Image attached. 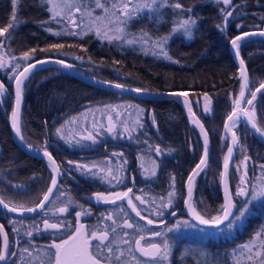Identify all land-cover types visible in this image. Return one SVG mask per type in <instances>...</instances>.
<instances>
[{"label":"trees","instance_id":"trees-1","mask_svg":"<svg viewBox=\"0 0 264 264\" xmlns=\"http://www.w3.org/2000/svg\"><path fill=\"white\" fill-rule=\"evenodd\" d=\"M46 1L19 0L16 6L18 26L12 31L10 37L0 38L3 39V45L0 47L15 58L20 57L23 52L29 49L36 48L37 51L32 59L34 61L48 56L63 58L66 61H72L77 68L81 67L89 76H95L100 80H109V82L114 81L129 86L131 89H146L151 93L182 90L187 93L194 115L200 118L199 120L205 127L210 148L207 164L194 179L191 203L206 218L216 215L222 202L219 192L221 164L228 148V137L223 130V119L227 117L229 110L234 106L233 101L238 95L239 85L237 66L229 52L228 41L237 33L247 30L256 31L262 28L264 25V0H232L236 7L228 9L234 15L229 18L226 25H224L223 13L220 9L228 6L224 5L222 0H179L185 8L192 7L193 12L180 14V10L168 6L154 9L151 13L145 9L123 26L122 36L128 39L137 38L134 36L136 30L146 32L149 39L154 37L156 40L157 37L170 36L166 45L170 59L162 55L140 52L133 44L128 45L121 39L113 38L110 41L97 38L93 31H85L78 36L67 35L65 32L56 35L51 31L56 24L55 20L50 18ZM79 2L87 9H91L95 5V0H80ZM114 2L116 0H100V3L106 4V7L109 8H111L110 4ZM169 2L175 3L177 0H169ZM12 11L11 0H0V27H6L11 22ZM188 15H192L197 20L196 25L192 28L191 37H188L182 30L173 33L172 29L176 28L178 23ZM217 25H222L223 30ZM237 25H241V27L238 28ZM52 44H60L63 47L47 52L40 51ZM240 57L245 61L250 83L246 96L248 98L253 88L264 80V39L260 37L247 38L242 42ZM26 63L21 62V67ZM12 75L15 73L0 70V79L6 86V93L4 92L3 96H0V100L3 101L0 103V197L10 206L23 204L28 207L33 206L43 193L42 185L44 187V179L48 178L46 175L47 166L38 157L31 156L25 150L17 147L12 140V126L9 118V109L12 107L14 97L11 91ZM205 93L211 100L208 112L204 110ZM118 101L138 105L141 111L138 116L133 117V120L138 118L143 127H139L137 124L123 138L112 137L108 132L106 137L100 138L94 146L80 144L85 141L79 143L81 147L83 146L82 149L91 150V153L102 150V145H98L104 143L105 139L111 143L108 148H104L107 149L104 156L100 154L90 156V160L94 159L97 165L94 169L97 172L95 177L82 174L73 164H61V155L56 156L57 164L61 168L65 166L62 169L68 171L73 177L71 180L69 176L60 175V191L64 195L60 196L59 200L53 196L52 202L47 205V208L34 216L11 217V215L0 211L1 224L4 225L5 231L9 235L10 249L17 253L16 256H12L11 264L21 263L22 255L27 257L29 253L34 256L43 255L46 260L44 249L53 240L59 243L60 240L68 239L73 235L77 226L75 214L77 211L83 210H87L90 214L82 215L80 223L89 232L93 229L103 230L106 226L114 227L113 220L122 226L123 220L128 219L135 227L142 225L147 230L148 233H140V236L145 237V240L141 241L145 247L154 243L152 232L163 234V241L167 239L170 246L168 258L163 264H234L232 250L235 246L253 238L256 232L264 230V197L252 201L248 212L243 217V222L233 229H210L209 227L202 229L192 226L193 224L188 221L183 212H180L183 193H185L183 186L188 172H190L189 169L199 160L203 148L197 129L188 122L182 108L172 97L120 94L118 91L90 86L85 81L69 76L60 68L41 66L32 71L24 88L22 101L23 141L37 147L48 138L49 141L55 140L57 126H62V122L72 117L74 111L92 106V104L100 106L104 103L109 106L108 104L113 105ZM254 104L257 125L264 128V89L257 94ZM249 107L252 108V106ZM126 114L120 115L123 120ZM114 117L117 116L114 115ZM153 117H155V125L152 122ZM92 131L91 129L90 132L93 134ZM234 131L237 133L239 142L236 145L234 159L229 166L228 185L233 199H235L238 197L235 196V192L240 186V177L245 172L242 161H244L245 155L251 157L247 161L246 183L242 185L249 190V196L244 197L247 200L254 188L258 190L264 185V170L260 168V165L264 164V143L259 142L242 122L237 124ZM117 142L120 145L114 147ZM150 145H160L165 154L156 157L155 153L149 150ZM96 147L99 148L96 149ZM118 149L120 150L118 151ZM120 153H123V157L119 155ZM106 158L110 160H106ZM153 158L157 159L160 165L156 176L145 174L141 168L142 163L145 168L148 167ZM68 160L74 162L78 159L68 158ZM85 161L87 159L80 162ZM116 162L120 166H117ZM121 166L123 173L127 172L129 166H134L140 173L136 181L137 184L132 187L133 191L130 196H140L148 201L141 204L134 199L133 202L141 211V217L146 216L148 219L157 221L160 225L149 226L130 210L125 200L117 201L115 204L104 202L93 204L85 199L84 195L89 192L107 194L125 190V183L117 184L113 181L109 183V177L105 179V169L108 171V167H110L112 173L116 175L117 168ZM238 166L239 171L237 170ZM100 169H104V171L101 172ZM121 172L119 173L120 177L123 175ZM173 176H175V195L172 197V203L166 208H160V198L168 196V193L173 190L171 179ZM261 179H263L262 182L259 181ZM143 193L147 197L149 195L156 196L159 205L147 200L142 196ZM66 200L72 201L68 205V213L49 211L54 205L59 207ZM163 203L167 204L166 201ZM158 212H162V215ZM174 212L175 215L172 214ZM45 213L50 218V222H63L66 225L63 230L57 232L34 231L31 238L24 235L33 226L43 228L42 218H45ZM109 214L112 215L113 220L106 219ZM175 222L179 223V227L169 229ZM14 228L19 231L14 232ZM131 230L133 229L119 227L115 237L119 240L125 239L123 232ZM136 239L139 237L131 239L130 246H132L133 252L139 256L138 259L154 260L142 256L143 254L137 250L135 245ZM1 244L2 242H0ZM112 246L123 252L122 259L133 255L132 252L126 251L123 245H116L114 242ZM24 248H28L29 253H23ZM113 260H116L115 257Z\"/></svg>","mask_w":264,"mask_h":264},{"label":"snow or ice","instance_id":"snow-or-ice-1","mask_svg":"<svg viewBox=\"0 0 264 264\" xmlns=\"http://www.w3.org/2000/svg\"><path fill=\"white\" fill-rule=\"evenodd\" d=\"M13 5V11H12V20L6 27H0V38H7L10 37L12 34V31L18 26L17 23V4L19 0H11ZM222 3L224 5H227V8H222L220 11L223 13V21L224 25L227 24L229 21V18L234 15L232 11H229V8H234L236 5L233 4L232 0H222ZM48 4L51 5L50 8H48V11L52 13L51 19H57L59 16L64 14V9H69L68 14L65 16L66 19L69 20V23H73L76 27H80V24L83 22V17L80 18V22H76L71 19V8L76 7L74 3H70L69 0H48ZM95 4L97 8H101L104 10V13L106 14L103 18L100 16L92 17V13L87 10V8H84V11L88 15V17L91 19L92 23L89 25V31L92 30V26L96 25V35L102 36L105 39L112 40L114 37L109 35V32L116 31V32H124V25L128 23L133 17L138 16L143 10L147 9L149 13H151L154 9L162 8L165 6L178 9L180 10V14L184 13H191L193 12L192 7L185 8L184 5H182L179 0L175 3H170L169 0H139L138 3H133V0H116L111 5V9L109 7H106V4L100 3V0H95ZM131 5V6H130ZM76 11H81L80 7H76ZM106 20L107 24H104L103 29H101L100 25L103 23V21ZM115 23L118 25L115 29L108 27V25H111ZM197 23V20L193 18L192 15H188L187 18L181 20L176 28L172 29V32L175 33L177 31L182 30L188 37H191L192 35V28ZM218 28L223 30L222 25H217ZM236 27H241V25H237ZM50 31V29H49ZM56 35H60L61 33L57 32ZM75 34V33H70ZM259 34L261 36H264V31H261L259 33L254 32H242L240 35L235 36L231 40V44L234 48V55L236 57H240V49L242 47V42L246 41L248 37L252 35ZM171 35V34H170ZM170 38V36H163V37H157V39L153 42V54L155 55H162L166 58L168 57L166 45L167 41ZM115 39H120V36H115ZM141 41L143 44L149 43L148 34L144 33L141 37ZM128 44H134L136 43L135 40H128ZM3 45V39H0V46ZM63 45L60 44H52L49 45L47 48L40 49V51H51L53 49H60ZM158 49L159 51H156ZM37 49L32 48L29 49L26 52H23L21 54V59L25 62L31 61L36 53ZM78 59H81L78 57ZM49 62L48 60H36L35 62H28L26 63V66L23 67L22 71L17 72L18 69L21 68V64L19 62L15 63L14 66L10 69L11 73H15V75L11 76V79L15 81V104L12 108L11 112V126L16 133V135L23 141L24 136L22 135V101H23V94H24V88L26 86V83L30 79V75L34 69H36L38 66ZM56 63L62 65L65 68H71L72 65L66 63L64 60H57ZM7 63L3 60L2 57H0V69L6 68ZM239 71L240 76L242 77V84H241V90L239 93V97L233 101L234 107L232 108V111L227 115L224 128L226 131L231 132V145L227 148V155L224 156L223 160V168L224 171L221 173L222 181L224 184V190H225V204L221 205L220 210L215 216H211L210 218H206L205 215L201 214L196 210L195 207H193L191 203V198L193 196V181L196 176L200 174V171L202 170V166H205L207 164V161L209 159V150H208V135L207 132L204 130V127L202 124H199L198 119H193L194 124H198L201 132L203 133L204 138V152L201 156V159L199 163L196 164L195 168L192 170V173L188 176V182H187V199L185 200V203L188 205L189 212L191 215L199 221L201 225L216 228V229H232L237 222L241 221L243 217L246 215V213L249 210L250 204L252 201L256 200L259 197H264V185H262L258 190H254L251 192L250 199L243 201L240 205L237 204V202L233 199L232 194L229 192L228 187V173H229V162L232 158L233 151H234V145H237L239 142V138L237 136V133L233 131V128L240 122L241 117H245L247 119V122L250 123L251 128L255 130L256 133L260 134L261 136H264V128H261L257 125L256 120V113H255V104L254 101L257 98V93L261 92L262 89H264V82H262L255 91H252L250 93L251 99L245 98V88L248 84V76L246 73L245 68V61L243 58L239 59ZM109 87H115L117 89H123L125 86L122 84H112L111 82H104ZM5 85L3 82H0V96H3L5 92ZM130 91H135L137 93H142L147 91L146 89H129ZM173 96H187V93H171ZM205 96V112L210 111L209 104L211 103V100L208 98L207 93L204 94ZM242 101H245L247 105L252 106V109L249 110L247 107H241ZM3 101L0 100V103ZM111 107V106H106ZM189 112H192L191 107H189ZM119 113L116 114L117 119L119 118ZM194 116V113H193ZM108 125H107V131L109 133H112L115 131L116 124L113 122V116L108 115ZM152 122L155 125V117L152 118ZM231 122V124L229 123ZM122 124L125 125V131H128L130 133L129 128L126 125V122L121 121ZM138 123L139 127H143V124ZM95 127V122L94 125ZM56 132L58 135H63V128H57ZM87 140L95 142L96 137L89 132L86 137H84ZM79 143V141H77ZM147 143V141H145ZM30 150L33 148V145L27 144L26 145ZM149 150L155 153L156 157H160L164 155V151L161 149L160 145L155 146H149ZM42 151V155L44 157H47L48 161L50 162V168L52 172L51 176V183L50 186L47 188V191L43 194L42 199H39L37 203L33 207H27L23 204L12 206L9 205V203H6L5 200L0 197V206H3V208L6 211L12 212V213H19L24 214L26 212L28 213H35L38 210L43 211L47 208V205L52 202V197L55 196L57 200H59L60 196H63L64 193L60 191V185L58 181V175H62L60 172V168L57 165V162L55 158L53 157L52 153L47 150V142L43 149H40ZM116 155V154H114ZM121 157H123V153L119 154ZM251 157L245 155L244 161H242L245 172L240 177V186H238L237 191L235 192V196L238 197H248L249 196V190L246 187H243L242 185L246 183L245 176L247 175L246 169H247V161H249ZM69 164H74L72 161H68ZM152 168L149 170L144 167V164H141V168L144 170L145 174H148L150 171L151 176H156L157 169L159 168V163L157 162V159L153 158L151 159ZM75 167L78 171H80L82 174L90 175L92 177H95L97 175V172L94 170L96 169L97 165L93 164L91 167L89 165H83V164H75ZM260 168L264 170V164L260 165ZM237 170L239 171V166L237 167ZM101 172L104 171V169H100ZM122 171V166L117 168L116 175H113L112 170L109 168L107 171V176H105V179H108V177H111L109 179V183H112L113 180L116 181L117 184L122 183L123 180L120 177L119 173ZM133 179L135 177L133 176ZM172 188L173 190L168 193L167 196V204L163 203L164 197H161V204L159 205L160 208H166L171 205L172 203V197L175 195V176L172 178ZM20 187V186H16ZM133 189L128 188L127 191L124 192H96L94 193V197L97 202H104V203H112L115 204L117 201H123L124 199H127V205L131 208L132 212L135 213L137 217H141V211L138 210L137 205L133 202L134 199L136 201H139L141 204H145L148 201L144 200L140 196L131 197L129 194L132 193ZM71 200H66L60 204L59 207L53 206L52 209H49V211L58 212V213H68L69 212V204L71 203ZM154 202V201H153ZM81 208L83 209V206L81 205ZM123 211V209H121ZM90 214L87 210L83 211H77L76 212V228L74 231V234L69 236L68 239H62L59 243H57L55 240L52 241L50 245H48L45 249V255L47 259H43L39 256L36 257L37 264H111L113 257L117 261H120L123 257V252H121L118 248H113V243L115 237L117 235V228L123 227L126 229H133L135 231V226L129 222L128 219L123 220V225H119L115 220H113V217L111 214H109L106 219L113 220L114 227H108L106 226L103 230H97L93 229L91 232L82 224L80 223V217L82 215H88ZM158 214L162 215V212H158ZM175 215V213H172ZM142 219H146L147 223L149 225L156 223V221L152 219H148L146 216L141 217ZM162 223V221H161ZM187 223V222H185ZM42 224L43 228H39L36 226H33L29 230H27L24 235L28 237H33V233L35 232H41V231H49L57 232L62 231L63 228L66 226L63 222H50V218L47 217V213H45V218H42ZM193 227L195 225H192ZM175 227H179V223L175 225ZM14 232H18L19 229L14 228ZM152 236L158 237L161 235L160 232H152ZM0 236L3 237V243L2 246H0V261H4L7 257V255L16 256L17 253L15 251H10V242H9V235L5 231V227L3 224H0ZM131 234L127 231L123 232V237H130ZM261 237H264V230L257 232L255 234V240H258L261 246V249L264 250V239H261ZM145 240V237L143 235L139 236V239H136L135 245L137 247V250L143 254L145 257L153 258L154 260H162L166 259L169 253V243L168 240L165 239L163 241V244H156L151 243L148 244L146 247L141 244V241ZM107 242V243H106ZM121 243L128 244L129 240L121 238ZM255 243V241H253ZM249 253H252L253 251V245L252 243L246 244L243 246ZM54 250V251H53ZM23 253H29L28 248L23 249ZM255 257H259L258 264H264V254H262L261 250H257L255 252ZM23 259V255H22ZM249 260H253L254 257L252 255L248 256ZM29 264H32V256L31 253H29ZM139 264V262H137Z\"/></svg>","mask_w":264,"mask_h":264},{"label":"rangeland","instance_id":"rangeland-1","mask_svg":"<svg viewBox=\"0 0 264 264\" xmlns=\"http://www.w3.org/2000/svg\"><path fill=\"white\" fill-rule=\"evenodd\" d=\"M79 1L80 0H69L70 3H74L76 5V7H80L81 8V11H79V12L76 11V7H72L71 8V19L72 20H74L76 22H80V18L83 17V22L80 24V27H76L73 23H69V20L65 18V16L69 12V9H64V14L59 16L57 19H54L56 25L54 26L53 29H51L52 33L55 34L57 32H59V33H64L65 32V34H67V35L70 34V33H75L74 35L78 36V35H81L85 31L89 32V25L92 23V21L88 17V15L86 14V12L84 11V7L81 5V3ZM46 2L48 4V0ZM138 2H139V0H133L134 4L138 3ZM112 4H110V7H111ZM50 7H51V5L48 4V8H50ZM109 9H111V8H109ZM87 10L92 13V17L93 18L96 17V16H100V17L103 18L106 15L104 13L103 9L96 7V4L91 9H87ZM50 15L52 16L51 12H50ZM104 24H107L106 20H104L103 23L100 25L102 30H104L103 29ZM108 27L115 29L116 27H118V25L113 23L111 25H108ZM91 31L96 33V25L92 26V30ZM123 33L124 32L121 33V32L111 31V32H109V35L113 36L114 38L117 35L120 36L121 41L124 42V43H127L128 40H135L136 43H134L133 45L135 47H137L140 52L149 53V54L153 53V42L155 41L154 37L149 39V43L148 44H143L142 41H141V37L146 32L136 30L135 33H134V36H137V38H131V39H128L127 37H123L122 36ZM70 35H73V34H70ZM97 38L105 39L102 36H98V35H97ZM128 45H131V44H128ZM156 51H159V50L156 49ZM0 57H2L3 60L7 63V67L6 68H2L0 70H4L6 72H10V69L17 62H19L20 64H21V62L25 63V61L21 59V56L18 57V58H15L14 56L7 54L5 52V50H3V48H1V47H0ZM48 57H53V56H48ZM48 57H46V58H48ZM62 70L65 71L64 69H62ZM67 74L69 76L71 75L72 77H75L73 74H70L68 72H67ZM12 80L13 79H11V82H12ZM111 83H114V82L112 81ZM12 86H11V91H12ZM108 105L111 106V107H107L106 108V105L104 103L102 105H100V106L99 105L95 106V104L94 105L92 104V106H87V107L82 108L79 111L78 110L74 111L73 114H72V117L65 119L62 122V126H60V128H63V131H66L70 135L77 134L79 136V135H83V134H88L91 129L93 130L92 132H94V128H95L93 126L94 122H95V125H97L99 122L104 123L103 120H105L107 118V117L104 118L107 113H109L112 116L116 115L117 113H119L120 115L123 114V113L124 114L127 113L125 118H124V120L129 119V120L133 121V117L138 116L140 111H141V110H139V107L136 104L131 103V102L118 101V102H115V104H113V105L112 104L111 105L108 104ZM13 106L14 105L12 103V107ZM12 107H10V109H9L10 123H11V112H12L11 109H12ZM119 108L120 109L122 108L123 110H120ZM129 108H130V110H128ZM120 115H119L118 120L121 122V121H123V117H121ZM120 124L123 125L122 123H120ZM106 126H107V124H106ZM95 130H97V129H95ZM55 133L57 134L56 131H55ZM77 135L75 136V138L77 137ZM59 136L61 137L62 135H59ZM85 136H87V135H85ZM45 166H47V174L46 175H47L48 178L44 179L46 183L44 182V187L42 185L43 192H44L45 189L48 188L47 186L49 185V183L51 181L50 164L47 162V163H45ZM104 166H106V165L104 164ZM148 167H149V170H150L152 168V164L148 165ZM148 167H146V168L148 169ZM108 168H110V167H108ZM148 174L151 175L150 173H148ZM263 179H264V177H263ZM263 179H261L259 181L262 182ZM184 184H185V182H184ZM228 187H229V185H228ZM183 190H184V186H183ZM230 191H231V189L229 187V192ZM185 193H186V191H185ZM142 196L145 197L147 200H150L155 205L156 204H157V206L159 205L158 199L156 198V196L149 195V197H147L145 193H143ZM183 197H184V193H183ZM183 197H182V201H183ZM235 199L234 200L237 202V204L241 203L243 200H245L244 197L243 198L236 197ZM165 201L167 202V195L164 197V201L163 202H165ZM183 203H184V201H183ZM221 205H222V202H221ZM176 224H178V222H175V224H172L169 229H172L173 227H175ZM151 225H160V223H158L156 221V223L151 224ZM129 233L131 234V236L128 237V238L127 237L125 238V239L129 240L128 244L121 243L120 242L121 240H119L117 237H114L113 239H114V242L116 243V245L125 246L124 249L126 251L132 252L133 255H131L130 257L127 256L124 259H121L120 261L112 259V262H111L112 264H137V262H139V264H153V261H155V264H163L165 262V259L158 260V261L157 260H152V261L148 260V261H146L144 259H142V260L138 259L139 256L136 255L133 252V250L131 248L132 246H130L131 239L133 237H137L138 238L140 236V233H148V232H147L146 229H144L142 227V225H140V226H136L135 227V231L131 230ZM153 239H154V243L161 244V245L163 244V234H161L158 237H153ZM261 239H264V237H261ZM253 241H255V243H253ZM250 243H252V245H253L252 253H249L243 247L244 245L250 244ZM257 250H261L262 254H264V250L261 249L260 243H259L258 240H255V235H254L253 238L251 237L250 239L245 240V242H240V243H238L235 246V248L232 250L233 251V253H232V261L234 262V264H258V261H259L260 258L259 257H255V252ZM249 255H252L254 257V259L253 260H249L248 259ZM31 256H32V264H37L36 257L39 256V255H37V256L31 255ZM39 257L43 258V255H40ZM167 258H168V256H167ZM17 264H29V255L27 257H23V261L21 263H17Z\"/></svg>","mask_w":264,"mask_h":264},{"label":"water","instance_id":"water-1","mask_svg":"<svg viewBox=\"0 0 264 264\" xmlns=\"http://www.w3.org/2000/svg\"><path fill=\"white\" fill-rule=\"evenodd\" d=\"M261 31H264V25H262V28L261 29H259V30H256V31H252V30H250V31H245V32H254V33H259V32H261ZM242 33V32H241ZM241 33H237L235 36H237V35H240ZM234 36V37H235ZM233 37V38H234ZM256 38V37H261V38H263L264 39V36H261V35H259V34H256V35H252V36H250V37H248V38ZM232 37L229 39V41H228V49H229V52L232 54L231 56H232V59H233V61H234V63H236V66H237V73H238V82H239V85H238V92H237V97H235V99H237L238 97H239V93H240V90H241V84H242V82H243V80H242V77L240 76V71H239V59L241 58V57H236L235 55H234V48H233V46H232V44H231V40L233 39ZM38 60H48L49 62H47V63H44V64H42V65H40V66H38V67H41V66H48V65H50V66H54V67H56V68H62V69H64L66 72H68V73H70V74H73L78 80H82V81H85L86 83H88V85H93V86H96V87H98V88H100V89H102V88H108L109 90H116V91H118V92H120V93H130V95L131 94H133V93H136V94H141L142 96H144V95H151L152 97L154 96V95H161V97H165V96H168V97H172L173 99H175V101H177V103L179 104V106H180V108H182V111H183V114L185 115V117L186 118H188L187 120H188V122L189 123H191L193 126H194V128H196L197 130V132H198V134L200 135V138H202L201 139V141H202V148H203V150H202V152H201V155H200V157H199V161H200V159H201V156L203 155V152H204V138H203V133L201 132V129H200V127H199V125L198 124H194L193 123V119H200L199 117H196L195 115L193 116V111L190 113L189 112V107H190V105H189V101H188V97L187 96H173V95H171V93H181L182 91L181 90H175L174 92H172V91H169V92H165V93H161V92H154V93H151L150 91H145V92H142V93H137V92H135V91H130L129 90V87H127V86H125L123 89H117V88H115L114 86L113 87H109L107 84H105L104 82L106 81V80H98V78H95V77H88L87 75H85L84 73H82V71H78L75 67H74V65L72 64V63H70V62H66V63H68V64H71L72 65V67L71 68H65V67H63L62 65H60V64H58V63H56L55 61H57V60H62V59H55V57H48V58H42V59H38ZM30 62H35L34 60L33 61H30ZM24 66H26V65H24ZM24 66H22L17 72H19V71H22L23 70V67ZM38 67L36 68V69H38ZM247 73V72H246ZM248 74V73H247ZM248 76V75H247ZM0 82H2L1 81V79H0ZM107 82H109V81H107ZM262 82H264V80L262 81ZM262 82H260V84L262 83ZM113 85L114 84H116V83H112ZM260 84H258V86L256 87V88H254L253 89V91H255L257 88H259V86H260ZM12 93H13V95H14V98H13V105L15 104V92H14V90H15V81L14 80H12ZM248 85H249V83L247 84V87L245 88V96L247 95L246 94V92H247V89H248ZM258 94V93H257ZM234 99V100H235ZM249 99H251V95L249 96ZM234 105V104H233ZM241 107H245L244 106V104H243V101H242V103H241ZM233 108V107H232ZM232 108L229 110V112H228V114L232 111ZM192 109V108H191ZM227 114V115H228ZM226 115V116H227ZM226 118L227 117H225L224 119H223V126H224V124H225V121H226ZM240 121L241 122H243L246 126H247V130L249 131V132H251L253 135H255L256 137V139H258V141L259 142H263L264 143V136H261L260 134H258V133H256L255 132V130L254 129H252L251 128V125H250V123H248L247 122V119L245 118V117H241V119H240ZM230 124H231V122H229ZM199 124H202L201 123V121L199 120ZM204 130H205V127H204ZM223 130H224V133L226 134V137H228L229 139H228V142H229V144H228V146L229 145H231V132H228V131H226L225 130V128H223ZM234 131V130H233ZM11 134H12V140L14 141V143L17 145V147H19V148H21V149H23V150H25L26 152H28V154H30V155H34V156H37V157H40V159H42V160H45L46 162H48L49 164H50V162L48 161V159H47V157H44L43 155H42V151H39V150H37V149H29L26 145L27 144H25L17 135H16V133L14 132V130H13V128H11ZM208 140H209V137H208ZM207 147H208V150L210 149L209 148V142H208V145H207ZM234 147V151H233V155H232V158L230 159V162H229V166H230V164H231V160L232 159H234V153H235V149H237V147H236V145H234L233 146ZM225 155H227V150H226V152H225ZM224 155V156H225ZM199 161H197V162H195L194 163V165L191 167V169H190V172L188 173V175H187V178H186V182H185V184H184V191H186V193H184V197H183V201H184V203H182V208H181V212H184V214L188 217V219L190 220V222H194V224H196V225H198L199 227H207V226H204V225H201L200 223H199V221H197L192 215H191V213L189 212V209H188V205L185 203V200L188 198L187 197V182H188V176L192 173V170L195 168V166H196V164L197 163H199ZM223 163H224V160H223V162H222V164H221V168H222V170H221V173L224 171V168H223ZM203 167V166H202ZM198 171H200V170H198ZM221 173H220V179H221V181L219 182V189H220V195H221V199H222V205L223 204H225V200H226V196H225V190H224V184H223V181H222V177H221ZM58 178H59V176H58ZM194 182V181H193ZM50 183H51V181H50ZM50 183H49V185L47 186V187H49L50 186ZM47 191V189H45V191H44V193ZM43 196V195H42ZM41 199H42V197H40ZM39 201V200H38ZM37 201V202H38ZM36 202V203H37ZM31 207V206H30ZM33 207V206H32ZM0 210L1 211H3V212H5V213H7V214H10L11 216H21V217H25V216H33V215H35V213H37V212H39L40 210H38L37 212H35V213H28V212H26V213H24V214H19V213H12V212H9V211H6L4 208H3V206H0ZM0 224H1V222H0ZM211 228V227H210ZM1 237V242L3 243V237L2 236H0ZM0 264H5V262L4 261H0Z\"/></svg>","mask_w":264,"mask_h":264},{"label":"flooded vegetation","instance_id":"flooded-vegetation-1","mask_svg":"<svg viewBox=\"0 0 264 264\" xmlns=\"http://www.w3.org/2000/svg\"><path fill=\"white\" fill-rule=\"evenodd\" d=\"M82 71H84V70L82 69ZM84 72L86 73V71H84ZM134 104H136V103H134ZM120 110H123V109L121 108ZM128 110H130V108ZM106 117H108V115H105L104 118H106ZM123 121L126 122L127 127L131 131L137 126V124H138L137 122H139L138 118H135L133 121L129 120V119L123 120ZM103 122L104 123L99 122L97 125H95L94 133H93L94 136L96 137L95 142L85 139L84 137H86L85 135H87V134H83V135L78 136L77 134L70 135L66 131H63V135L61 137L58 134H56L55 140L49 141V138H48V139H46V141H44V142L42 141V143H40L39 145H37V147H34V148L40 151V149H43V147L45 146V144L47 142V150L52 153L54 158L56 156L59 157L61 155V157H60V163L61 164H64V163L69 164L68 158H71L73 160L78 159L77 161H74L73 165L83 164V165H89L91 167L93 164H95V162H94V159L90 160V156L93 157L97 154L104 156L106 154V151H107V149L105 150L104 148H108L109 147L108 145H110L111 143H108L107 139L104 140V143L100 142L101 144L98 146L102 145V150L96 151L95 153H91L92 152L91 150L82 149V148L84 145H89V144L94 146L95 144L98 143V140L100 138L104 139L106 137V135L108 134L107 126H106V124L108 125V119L106 118L105 120H103ZM113 122L116 124V128H115V131L111 133L112 137L118 136L119 138H121V137L123 138L126 135H128L129 132L124 130L125 125L124 124L121 125L120 124L121 122L117 119V117L113 118ZM58 127L60 128V126H57V128ZM262 127H263V125H262ZM95 129H97V130H95ZM98 130H100L101 132ZM102 134H103V136H102ZM76 135H77V137L75 138ZM77 141H79V143L84 142V141L85 142L80 143L83 145L81 147V145L79 143H77ZM118 145H120L119 142L115 143L114 147L118 146ZM98 148L99 147H96V149H98ZM119 150L120 149H118V151ZM110 152H112V151H110ZM38 158L40 159V157H38ZM85 159H87V161L82 162V163L80 162V161H83ZM104 159H105V157H104ZM106 160H110V159L106 158ZM40 161L47 163L45 160H42V159H40ZM116 163H117L116 164L117 166H120V164L118 162H116ZM58 166L60 168V172L62 173V176H64V175L69 176V178L71 180H73L72 179L73 177L71 176V174L68 171H65L62 169L65 166L62 168L60 165H58ZM142 171H143V169H142ZM121 173H123V172H121ZM105 174L107 176V169H105ZM138 174H140V173L134 168V166H131V167L129 166V168L127 169V172L123 173V175L121 176L123 183H125L126 188H125V190H121L118 192L127 191L128 188H132L134 185H136ZM58 176H59V178L61 177L60 175H58ZM133 176L135 177V179H133ZM59 178H58V181H59ZM109 179H111V177H109ZM113 183H116V181L113 180ZM84 196H85L86 200L93 202V204L98 203L94 197L93 192L86 193V195H84ZM11 251H12V249H11ZM11 257H12V255H10V254L7 255L5 264H11V262H10Z\"/></svg>","mask_w":264,"mask_h":264},{"label":"bare ground","instance_id":"bare-ground-1","mask_svg":"<svg viewBox=\"0 0 264 264\" xmlns=\"http://www.w3.org/2000/svg\"><path fill=\"white\" fill-rule=\"evenodd\" d=\"M36 70V69H35ZM203 170V169H202ZM202 170H200V171H202ZM196 178V177H195ZM195 181V180H194Z\"/></svg>","mask_w":264,"mask_h":264}]
</instances>
